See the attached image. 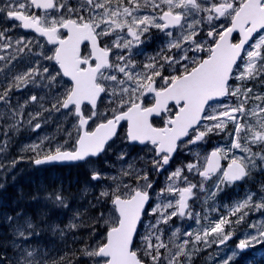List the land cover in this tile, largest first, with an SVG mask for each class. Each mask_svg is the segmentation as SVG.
<instances>
[{"label":"snow or ice","instance_id":"6c2138e0","mask_svg":"<svg viewBox=\"0 0 264 264\" xmlns=\"http://www.w3.org/2000/svg\"><path fill=\"white\" fill-rule=\"evenodd\" d=\"M0 23L11 25L0 28V53H6L0 54L3 62L0 72L22 59L26 49L31 53L33 41L24 37L13 41L9 33L14 28L32 30L44 37L54 47L52 55L43 52L41 55L58 65L55 75L47 67L31 66L0 87V102L8 105L9 118L13 121L8 130L19 131L29 104L40 109L27 113L26 123L33 131L41 128L39 119L44 112L68 110L66 114L75 115L78 121L71 150L59 143L53 147L48 137L23 149L34 154L29 159L35 165L90 163V158L111 147L108 142L117 135L122 121L127 122L130 142L152 146L151 163L156 172L163 170L181 147L204 142L210 135L223 134L229 138L227 147L215 148L202 158L203 163L196 153L197 162L172 171L165 187L157 193L158 202L149 213L155 217V223L146 226L142 238L144 255L153 264L165 260L167 264H190L201 245L225 244L234 235L226 228L244 222L250 211L264 212V195L254 200L255 193L235 203L229 215H221L217 220L209 219L207 213L203 217L194 214L189 205V200L196 197L194 189L204 192V182L213 177L215 191H209L207 196L212 199L226 187L250 178L254 171H264V93L229 84L233 78L242 82L264 78V0H83L79 9L69 7L64 0H0ZM205 28L206 38L201 39L200 33ZM152 29L170 38L167 51L175 50V53L152 57L142 69H137L132 49L144 43ZM234 33L239 34L238 42L232 40ZM104 38H112L111 46L104 43ZM84 42L90 44L87 55L81 50ZM113 49L120 50L116 62L109 59ZM61 75L69 78L71 87L52 98L51 108L44 106L45 97L36 95L28 97L23 104L11 105L14 90L35 83L38 77L47 79L50 86ZM102 94L109 97L106 112L98 109ZM146 97H150L147 103ZM225 97H236L238 102H220ZM85 104L90 105L87 115L82 110ZM153 118L162 126H155ZM90 121L95 124L94 129ZM68 136L71 138L72 133ZM6 146L5 143L3 148ZM237 151L241 154L237 155ZM126 156V152H121L118 159L123 161ZM222 160H228L227 167L221 165ZM17 162L13 160L12 166ZM185 170L199 175L200 183H192ZM123 177L133 179L135 184L124 183ZM91 179L112 180L115 184L114 188L109 185L102 189L96 198L98 203L110 200L114 215L105 219L101 212L100 219L109 225L105 241L95 247L85 245L81 254L94 259L95 264H145L133 243L145 206L151 199L149 190L153 184L148 172L128 162L118 176H105L93 169ZM52 199L56 205L67 207L62 193ZM193 216L200 225L197 231H185V238L181 239L177 228L167 241L164 239L162 225H168L175 217ZM3 220L17 251L15 261L0 252V264H74L75 253L49 259L24 246L39 234V225L23 212L5 215ZM202 220L207 223L202 224ZM69 227L78 225L73 223ZM250 227L257 229L256 234L241 239L237 251L254 242L264 243V222L259 228L256 224ZM230 262L231 257L224 260V264Z\"/></svg>","mask_w":264,"mask_h":264},{"label":"flooded vegetation","instance_id":"af4514ba","mask_svg":"<svg viewBox=\"0 0 264 264\" xmlns=\"http://www.w3.org/2000/svg\"><path fill=\"white\" fill-rule=\"evenodd\" d=\"M72 4L76 2V0H70ZM39 14L43 15V12L40 11ZM18 23V22H17ZM3 27H9L10 24H2ZM18 32V35H35L37 40L41 44H45L47 49L49 48V53L52 55V49L53 45L48 44L46 39L44 37H40L37 33H34L32 31H26L22 28H16L15 29ZM63 31V30H61ZM206 32L207 29L200 33V38L205 39L206 38ZM257 34H254V37H256ZM169 37H167L163 32H160L156 29H152L150 33L147 34L146 38H144V43L139 45L138 47H134L132 49V58L136 62L137 69H142L143 65L149 61L152 57H159L161 55H170L174 54L175 50H173V53H168L167 51V45L169 41ZM111 40L112 38H104V43H107L109 46H111ZM233 42H238L239 40V34L234 33L232 36ZM104 43L101 44V46H104ZM247 47V46H246ZM82 52L87 55L88 51H90V44L88 42H84V44L81 45ZM120 52L119 49H113V52L110 53V61L116 62V55ZM124 54H127L126 52ZM200 56L206 57V53H200L198 54ZM54 66V72L58 70V65L53 61ZM235 71V69H234ZM167 74V72L165 73ZM122 75V74H121ZM62 76V75H61ZM68 83L69 88L71 87V81L69 78L64 77ZM3 79V77L1 78ZM109 84L111 82H108ZM229 84L231 87L235 88L238 86H245L253 89L254 93H264V78H261L259 80H248V81H239L235 78L231 79L229 81ZM20 90V89H19ZM14 98L18 99V95H14ZM150 100V97L145 98V102L147 103ZM12 102H15L14 100ZM19 101H17L18 103ZM220 102L225 104H235L237 103L236 97H225ZM90 108V105H83L82 110L85 111V114H88V109ZM98 109L99 111L106 112L109 109V97L104 96L102 94V100L98 101ZM68 112V110H65ZM56 112V111H55ZM57 113V112H56ZM58 114H55V119L57 120ZM75 116V115H74ZM27 119H24V121L21 123L19 127V131L16 130H8V125L13 123L11 122V119L6 117H2L0 119V123L4 122L7 124H0V131L2 132L0 135V138L3 140V143L6 148H3V150H0V165H4L3 168H0V236L7 237L11 240V234L10 229L7 227L5 221L3 220V217L5 215H15L16 212H23L27 216V212L30 213V216L32 217L33 211L35 212V208H42L41 203H38L32 210L27 211V201L26 196L27 195H33L37 194L39 195V189H38V183L42 184H51L53 188L58 185V179L57 175H59V167L60 164L58 163H47L42 165H35L31 162L29 157L33 156L34 154L32 152H25L23 149L28 146L35 144L36 134L39 129H36L35 131L32 130V127L29 126L26 123ZM75 122L78 123L76 119H74ZM155 126H162L158 119L153 118ZM99 121H97L98 123ZM90 127L92 129L95 128V124H93L91 121ZM231 127V125L229 126ZM7 131V135H5V132ZM77 133H73L70 141L69 150H71V145L75 142V137ZM54 144L52 146L54 147L57 144L58 141V135L54 136L53 138ZM40 142V137L38 138V142ZM111 147L107 149L105 153H102L98 157L90 158V163L85 162H79L74 164H67L64 167L67 168V172H69V176L71 177L76 170H84V176H87V180L90 181V183H87V186L89 189H92V187H95V193H100L101 189H98L96 187L97 184H100L101 182L93 181L91 179V171L93 169L100 170L105 176L107 172H112L116 170L115 168V162L117 160L118 152H122V148L129 147V153L132 157H136L141 153V155H146L147 160L149 164H151L152 169V179L158 180L157 182H152L153 187L149 190L150 192V204L148 207L150 208L152 205H155L156 202V189L158 186H161L162 182L161 179L167 175H169L172 171H175L177 168L183 167L184 165L192 162H197L198 158L196 156V153L200 154L199 162L203 163V157L207 156L211 153L215 148L217 147H227L229 144V138L224 135H210L206 141L204 142H198L194 145H188L187 147H181L177 152L173 154L172 159L170 160L169 164L164 167L163 170L160 172H156L153 170L152 166V159L154 158V153L150 151L151 145H141L139 143H131L127 139V122L122 121L120 125L118 126L117 135L108 142ZM1 144V145H2ZM255 150V149H254ZM237 155H240L238 151L236 152ZM231 156V154H229ZM20 157H24V159H20ZM16 160L18 161L15 166H12V161ZM139 164L140 161H137ZM135 164L136 166H139L138 164ZM228 160H222L221 165L223 167H227ZM52 171L51 175L47 173V171ZM185 174L189 176V180L192 183L199 184L201 181V177L195 173H188L185 170ZM254 181L257 182L256 185L261 186L264 185V171H254L250 178H246L243 181L236 182L235 184L228 186L224 189V191L220 192V200L216 204L214 203V199L207 198L209 191H215L214 184H215V177H213L210 181H205L206 189L204 192H201L199 188L194 189V192H196V197L189 200V205L191 210L198 209L202 211L212 210L214 208L219 209V211L228 214L230 212L231 207L234 205L233 201L235 200L236 196H247L250 194V184ZM183 186V185H181ZM99 188H101L99 186ZM260 188L257 187L256 190H259ZM55 190H58L55 189ZM254 190V191H256ZM201 202V204H196L194 202ZM148 208V209H149ZM147 212V211H146ZM148 216V214H145V218ZM36 218V216H35ZM143 223V222H142ZM142 223L140 225V228L142 226ZM139 228V231L135 237L134 245L133 247L137 248V242L139 238V233H141V230ZM138 237V238H137ZM190 239V238H189ZM211 239V238H210ZM243 239L241 236L233 235L228 241L225 242L223 245H217L213 243L210 247H204L201 245L200 250L196 252L193 255V259L190 262V264H224V262L221 261V258L229 253V257H231L230 264H258L256 262V259L264 261V256L260 257L257 255L259 252L264 254V243H260L259 248H257L256 245L252 244L251 246L245 248L244 250L237 251V245L239 241ZM191 247V245H190ZM38 249V253L46 255L48 253H44L41 250V247H36ZM138 254L142 257L144 253L141 251V249H138ZM163 249H161L162 251ZM3 252L8 258V254L4 251ZM235 253V254H234ZM53 255L54 253H50ZM256 255V256H255ZM47 256V255H46ZM49 256V255H48ZM57 256V255H56ZM147 264H153L150 257L147 258V260H144ZM262 264V263H261ZM264 264V263H263Z\"/></svg>","mask_w":264,"mask_h":264},{"label":"rangeland","instance_id":"374dc122","mask_svg":"<svg viewBox=\"0 0 264 264\" xmlns=\"http://www.w3.org/2000/svg\"><path fill=\"white\" fill-rule=\"evenodd\" d=\"M64 2L69 7L79 9L83 3V0H76L74 4H72L70 0H64ZM85 15H87V13H85ZM9 27H11V25ZM0 28H3L2 23H0ZM15 29L16 28L12 29L9 35L12 36L13 41H15L20 37H24L27 40H32L33 42L31 44V53H28L26 49L22 59L13 61L12 65H9L7 68H5L3 72H0V87L6 84L7 80L11 79L12 76L18 73H22L26 71L29 67L36 66L37 64H39L41 67L49 68L50 72H52L53 75H55L54 66L52 65L53 61L46 60L44 59L43 55H41L42 52L46 55H50L49 48L47 49L45 44L44 45L41 44L37 40L35 35H27V36L18 35V32ZM7 51L10 52L12 51V49H9ZM0 54H6V53H0ZM2 66H3V62L0 61V67ZM2 77L3 79H1ZM66 88H69V83L63 76H57L56 81L53 82L50 86H49V81L47 79H40L38 77L35 83H29L27 86H22L20 90H14L11 94L10 102L11 105L13 106L17 104H23L28 97H30L31 95H36L38 97H45L43 101L44 106L47 108H51L52 98L57 94L63 93ZM18 94H19L18 99L13 97L14 95H18ZM13 100L15 102H12ZM17 101L19 102L17 103ZM38 110H40L38 106L29 104L25 109L24 119L28 118L27 117L28 112H35ZM56 112L55 111H52L51 113L44 112L43 116L40 117L39 122L41 123V128L38 130L36 134V139L34 143L38 142L39 137L40 140L44 137H48L51 140L52 144H54L52 138L58 135L57 143L64 144L65 148H69L71 138H69L68 133L71 132L72 135L73 133H77L75 127L77 125V122H75L74 120V119L77 120V118L73 114H66L67 112L64 109H62L57 113ZM55 114H58L57 120L55 119ZM2 117L9 118L8 105H5L2 102H0V119ZM11 122L13 121L11 120ZM35 122L36 121H33V124ZM0 124H2L3 126L4 124L7 123L2 122ZM1 133L2 132L0 131V135ZM65 141H68V143L65 144ZM2 143L3 140L0 138V148H3L4 144ZM47 143L48 141H45V144ZM122 152L127 153L125 160L122 161L118 159V156L121 153V151H119L117 155V160L115 162L116 170L112 172H107L106 176H118L121 168L127 167L128 162H132L136 164L137 161H140L139 164L137 163L139 166L135 165L136 168L147 171L149 180L151 182L155 183L158 181L157 179L156 180L152 179L151 164H149L147 160V156L145 154L141 155L140 153L136 157H132L129 153V147L127 148L124 146L122 148ZM79 171H84V170L81 169ZM47 173L51 175L52 171L48 170ZM58 173H59V175H57L58 185H56L53 188V186L52 185L50 186V184L38 183L39 195L37 194H33L31 196L27 195L25 198L26 201L28 202L27 211L32 210L36 205H38V203H41L42 208L40 207L39 209L35 208V212L33 211L32 217L30 216V213L27 212V216L31 217L33 221L39 225L37 229L39 234L32 236L30 240L25 242L24 246H30V249H35L37 252L39 251L38 249H36V247H41L42 252L48 253L46 255H49L50 259H54L56 255L61 252V248L64 242H66L67 240L71 241L75 239V230H78L82 227L90 226V223L92 222V219H94V215H95L93 208L92 210H89V208H91L90 204H94L95 208L100 207V214L101 212H103L105 219L112 217L114 215V209L110 200L107 201L106 203L103 201L99 203L97 202L96 198L98 197L99 194L95 193V187L89 189L87 183H90V181L87 180V176H84L82 179L76 177V175H78V170H76L74 172L75 178L72 180L74 174L71 177H68L69 172H67V170L65 173H62L60 171ZM62 174H64L66 178L63 177ZM167 177L168 175L161 179L162 184L161 186H158L155 191L156 193L155 204L158 202L157 193L160 191V189L165 187L167 183ZM61 178H65V179H61ZM122 179L124 183H128L130 185L135 184V181L129 177H123ZM141 183L143 182L141 181ZM256 184H257L256 181L250 184V193L256 194L254 196V200L258 199L261 195H264V191H262V185L258 186ZM109 185H112L113 188L115 187V184L113 183L112 180L102 181L100 184H97L96 187L102 190L104 188H107ZM99 186L101 188H99ZM257 187H259L260 189L256 190ZM57 188L58 190H55ZM60 193L63 194L67 207L58 206L54 203L52 197L55 194H60ZM220 198L221 197L218 194L214 199L215 200L214 203L217 204ZM245 198L246 196H236L233 203L235 204L239 201H242ZM194 203L201 204V202L199 201ZM104 205H106V207H104ZM153 207H155V205H152L150 208L148 207L149 209L146 212L148 216L144 219L142 223V226L140 228L141 233H139L138 235L139 238L137 237L138 238L137 248L134 247L135 249H141L143 253H144V244L142 238L147 231L146 226L150 223H155V217L149 214ZM192 211L194 214L200 213L202 217L204 216L205 213H207L209 219L211 220H217L221 215H225V216L229 215V212L226 215V213L224 212L221 211L217 212L213 210L202 211L198 209H193ZM97 218L100 219V216ZM229 218L232 220L236 219V217L234 216H230ZM262 222H264V212L250 211L249 215L246 217L244 222L238 225H234L231 228H226V230H231L234 233V235L241 236L244 239L245 237L256 234L257 229L250 227L251 224H256L257 228H259ZM73 223L78 225V227L70 228L69 225ZM201 223L204 224L207 222L202 220ZM100 224L102 225L101 228L109 227V225H106L101 219H100ZM161 227L164 230V239L167 241L168 238L171 236L172 231H174L177 228L180 229L181 239H183L185 238L183 237V233L185 231L191 230L195 232L200 228V225H197L195 216H193V218L186 217L184 219L175 217L169 222L168 225H162ZM102 232L105 233L104 231ZM96 239L97 238H95L94 243L90 247H95L97 244H99V242H97ZM6 240H7L6 243L2 245H4L5 247H10V250L6 249V253L8 254L11 260L15 261L16 259L15 252L17 250L13 247L11 243L12 237L11 240L9 238H6ZM253 244L256 245L257 248H259L260 245H262L260 244V242H254ZM52 252L54 253L53 255L50 254ZM162 252H164V250H162ZM62 254L64 255V253ZM65 254H67V252H65ZM257 255H259L260 257L264 256V254L260 252ZM165 256H167V253H165ZM228 257H229V253L225 254L221 258V261L224 262V260ZM143 258L144 260H147L148 256L144 255ZM90 259L92 262L91 264H95L94 259L92 258ZM256 262L258 264L264 263V261L261 262V260L258 259H256ZM162 264H167V261L166 260L162 261Z\"/></svg>","mask_w":264,"mask_h":264},{"label":"trees","instance_id":"16d2710c","mask_svg":"<svg viewBox=\"0 0 264 264\" xmlns=\"http://www.w3.org/2000/svg\"><path fill=\"white\" fill-rule=\"evenodd\" d=\"M66 170H67L66 167H62V166L59 167V171L62 173H65ZM62 175H63V177L66 178V176L64 174H62ZM76 177L82 179L84 177V171H78V175H76ZM65 178H61V179H65ZM74 178H75V173L72 177V180ZM50 186H51V184H50ZM52 190H53V188H52ZM90 206H91V208H89V210H92V208H93L94 212H95L94 219H92L91 223L89 222L90 226L82 227L78 230H75V239L71 240V241L67 240L66 242H64V244L61 248V252L59 254H57V256L54 259H58L60 256L63 255L62 253H64V255H65V252H67L68 255L75 253L77 258L74 259V264H91L92 263L91 259L89 257L83 256L81 254V250L84 249L85 245L90 247L94 243L95 238H97L96 239L97 242L103 243L105 241L106 232L108 230L107 229L108 227L107 228H101L102 225L100 224V219L97 218L100 216V207L95 208L94 204H90ZM104 207H106V205H104ZM102 231H104L105 233H103ZM6 238L7 237L0 236V245L6 243V241H7ZM60 246H61V244H60ZM6 249L10 250V247L4 246L3 248H0V250L4 251V252H6ZM62 250H63V252H62ZM47 257L50 259V256L47 255Z\"/></svg>","mask_w":264,"mask_h":264},{"label":"water","instance_id":"95a60500","mask_svg":"<svg viewBox=\"0 0 264 264\" xmlns=\"http://www.w3.org/2000/svg\"><path fill=\"white\" fill-rule=\"evenodd\" d=\"M26 31H32V30H26ZM32 32H34V31H32ZM35 33V32H34ZM222 99H224V98H221V100ZM119 126V125H118ZM117 130H118V127H117ZM115 137V136H114ZM113 137V138H114ZM112 138V139H113ZM184 139H186V138H184ZM111 141V140H110ZM109 141V142H110ZM131 143H134V142H131ZM135 143H138V142H135ZM142 145V144H141ZM82 162V161H81ZM74 163H79V162H61V163H58V164H74ZM50 164V163H49ZM149 202H150V200L148 201V203L146 204V206H145V209H146V207L148 206V204H149ZM143 215H142V218H141V222H142V220H143ZM141 224V223H140ZM140 224L138 225V228H137V232H138V229H139V226H140ZM137 235V234H136ZM136 237V236H135ZM134 240H135V238H134ZM134 244V243H133ZM146 264V263H145Z\"/></svg>","mask_w":264,"mask_h":264}]
</instances>
